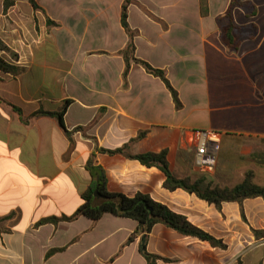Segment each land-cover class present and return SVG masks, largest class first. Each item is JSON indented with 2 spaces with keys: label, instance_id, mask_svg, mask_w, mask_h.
<instances>
[{
  "label": "crops",
  "instance_id": "obj_1",
  "mask_svg": "<svg viewBox=\"0 0 264 264\" xmlns=\"http://www.w3.org/2000/svg\"><path fill=\"white\" fill-rule=\"evenodd\" d=\"M124 1L37 0L35 9L18 0L5 12L0 0V38L19 60L0 56L22 70L0 72L6 102L0 103V264H148L143 237L128 243L137 228L131 219L105 215L38 226L81 206L92 157L110 192L148 195L224 244L159 223L147 241L156 264H264L263 198L217 206L183 189L167 190L162 170L131 158L167 151L178 179L212 188H233L256 172L250 158L264 149V0H240L233 8L232 43L226 37L232 0H206V14L201 0H132L135 57L166 72L180 108L142 66L131 61L124 79ZM66 101L71 137L54 117L32 118L59 112ZM201 130L223 134L212 172L195 161L193 134ZM226 146L238 152L225 157ZM253 182L264 186V177Z\"/></svg>",
  "mask_w": 264,
  "mask_h": 264
},
{
  "label": "trees",
  "instance_id": "obj_2",
  "mask_svg": "<svg viewBox=\"0 0 264 264\" xmlns=\"http://www.w3.org/2000/svg\"><path fill=\"white\" fill-rule=\"evenodd\" d=\"M18 0H4L5 12L13 7ZM35 9H40L37 0H29ZM202 14H206L205 7L207 6L206 0H201ZM132 4V0H125L122 6L121 23L126 33L129 36V42L127 48L122 52L126 61V70L124 73V79L130 71L131 61L142 66L146 72L154 77L160 78L168 90L171 92L173 100L177 108L182 106L177 91L170 84L166 72L160 69H155L148 63L139 60L135 57V37L137 33L133 31L129 25V7ZM242 5L240 0H232L231 6L226 14L229 19V27L227 33V39H230L232 43V30L235 28L233 21V8L235 6ZM0 53L8 55L13 61L19 60V55L13 51L1 38H0ZM21 69L15 65L10 64L4 58L0 56V72L18 75L21 73ZM0 103H6L0 98ZM71 101H66L62 110L59 112H45L38 111L32 118L40 116L54 117L58 120L60 126L64 130L68 137H71V132L68 131L64 122V116L68 110ZM18 113L21 111L15 107ZM103 153L110 155L121 154L123 150H101ZM167 151H163L159 154L149 153L131 157L142 163L146 167H158L166 175V181L164 188L170 191L176 189H183L190 194H195L202 200H205L211 204L220 206L223 202H238L241 205L246 199L261 197L264 199V186H259L253 182V173H248L246 179L239 185L233 188H212L210 185H206L204 180H198L192 182L190 179H178L170 169L167 160ZM87 170L92 177V183L89 188L82 194V204L77 211L70 217L64 216L62 218L51 217L41 220L38 226L45 224H58L60 222H73L80 217H85L91 221L98 222L105 215H113L120 218H127L137 223V228L134 234L129 238L128 243H132L138 236H142V244L140 246V252L147 260L148 264H156L158 257L150 254L147 251L148 237L156 224L162 223L166 226L178 231L179 233L196 237L200 240L209 242L212 246L224 248L222 241L217 240L213 236L207 234L200 228L194 226L186 216L180 215L172 211L166 205L153 200L150 196L145 194H137L134 197H127L123 194L112 193L108 190V180L105 171L98 166L94 165L93 157L87 163ZM98 191L100 198L95 197V192Z\"/></svg>",
  "mask_w": 264,
  "mask_h": 264
},
{
  "label": "built area",
  "instance_id": "obj_3",
  "mask_svg": "<svg viewBox=\"0 0 264 264\" xmlns=\"http://www.w3.org/2000/svg\"><path fill=\"white\" fill-rule=\"evenodd\" d=\"M223 134L214 130H201L193 134L195 161L204 172H212L217 165Z\"/></svg>",
  "mask_w": 264,
  "mask_h": 264
},
{
  "label": "rangeland",
  "instance_id": "obj_4",
  "mask_svg": "<svg viewBox=\"0 0 264 264\" xmlns=\"http://www.w3.org/2000/svg\"><path fill=\"white\" fill-rule=\"evenodd\" d=\"M263 147V145H262ZM260 146V148H258L256 150V154H254L255 157L252 156L251 161L255 160L257 162V165H258V168L256 170V172L253 173V179H255L256 177H260V178H263L264 177V169H263V166L264 165H259V164H263L262 161V158H264L262 156V153L264 152V149ZM238 151H233V150H230L229 148H227V146L224 148L223 150V155L225 157H229L230 154L233 155L234 153H237ZM259 166L262 167V169L259 170ZM252 167V166H251ZM262 180V179H260Z\"/></svg>",
  "mask_w": 264,
  "mask_h": 264
},
{
  "label": "water",
  "instance_id": "obj_5",
  "mask_svg": "<svg viewBox=\"0 0 264 264\" xmlns=\"http://www.w3.org/2000/svg\"><path fill=\"white\" fill-rule=\"evenodd\" d=\"M95 197L98 198V199L100 198V195H99L98 191L95 192Z\"/></svg>",
  "mask_w": 264,
  "mask_h": 264
}]
</instances>
